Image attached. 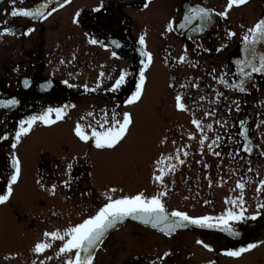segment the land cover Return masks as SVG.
Here are the masks:
<instances>
[{
  "label": "flooded vegetation",
  "instance_id": "flooded-vegetation-1",
  "mask_svg": "<svg viewBox=\"0 0 264 264\" xmlns=\"http://www.w3.org/2000/svg\"><path fill=\"white\" fill-rule=\"evenodd\" d=\"M187 1L190 0H151L150 3L149 0H15V2L13 0H0V100L15 98L19 101V104L14 108H0V141L8 137V140L0 142V195L7 193V185L10 183L12 173V158L17 157L19 159L16 153L21 141L14 149L11 145L15 143V133L19 130V124L22 120L41 115L48 108L55 109L68 106L64 118L57 120L56 123L67 121L73 118V113L81 105H84L87 107L88 114L99 115L100 126H111L113 112L117 114V91L120 89L111 90L117 80V66H115L117 58L120 57L121 51L129 48L141 63L138 50L139 47H144L138 44L130 34L128 26L132 25L131 22L129 25L122 23L125 19L133 21L132 23H136L138 21L136 19H140L149 25L160 24L162 29L164 28L162 38L165 42H169V37H172L178 42L182 41L184 51L190 52L193 48L197 49L188 38L180 37L173 30H168L179 8ZM198 1L219 13L224 12L228 4V0ZM250 1L252 0H248V3ZM44 4H47V10L51 13L47 19L33 20L11 15L14 9L33 11ZM117 5H122L124 11H131V15L136 14L137 17L130 16L131 18H129L121 10L119 13ZM245 5L232 9L241 8ZM259 8L260 14H258ZM96 9L100 10L96 11ZM232 9L228 11L227 18L223 17L229 33L236 34L230 37L229 48L231 49L237 46L248 29L253 27L264 15V0L255 6L248 15L251 18L248 20L251 21L245 25H239L240 32L233 27ZM121 14H125L124 19L121 18ZM117 21H119L118 31L124 39L117 37ZM6 29H11L16 35H3L2 33ZM90 39H95L98 42L92 44L89 42ZM117 40L122 45V50H117V47H120ZM199 53L204 54L201 51ZM107 61H113L114 66L112 67ZM179 64L181 65V61ZM179 64L177 65L180 66ZM228 69L230 71V68ZM134 72L135 69L132 68L127 76H131ZM25 80L29 81L28 87L24 85ZM65 81L67 84L64 83ZM189 82L185 79L179 85L185 86ZM171 84H176V75L172 76ZM68 85H72V87H68ZM85 85L88 89H95V91H86ZM105 117H107V121ZM53 119H55L54 115ZM40 126L47 127L38 122L33 126L32 131ZM227 127L231 128L232 125L227 124ZM99 128L94 129L96 131L104 130V128L102 130ZM226 130L231 131L232 135L235 134L232 129ZM260 148L264 153V147ZM212 149L216 153H223V158H228L230 163L227 166H219L215 162L208 161L182 160L183 163H173L176 165L175 171L165 173L163 183L153 179L159 185L157 189L150 190L149 186L152 184H145L143 194L150 192V199L154 195L167 192V195L162 196L161 199L163 203H166L165 208L168 213L181 211L190 217L198 218L201 217V204L212 205L214 202L213 191L223 186V180L237 179L236 176L228 174L226 171L230 169L235 173L233 164L242 165L241 171H244L243 165H246L248 173H250L249 170H256L258 174L262 171L264 179V159L243 154L242 145L237 147L220 145L212 147ZM235 150L237 151L235 152ZM235 158L238 160L235 161ZM255 175L257 176L256 172ZM241 177H244V173L241 174ZM62 197L66 203L71 205L72 209L79 207L70 200L69 196L62 195ZM89 197L93 199L94 195ZM203 198L206 199L202 200ZM84 203V209L88 210L90 208L88 200ZM93 204H91L93 209L87 211L88 218L95 215L100 209L99 207L97 209ZM37 207L39 210H31L22 215L17 211L20 226L17 231L4 232V237L8 241L1 242L0 264H64L65 256L59 254V249L62 246L61 241H51L48 238L52 246L42 254L35 253L34 248L37 243L45 241V232H63L66 230L69 227L68 223L72 214L68 211L60 215L55 207L48 205L45 201L40 202ZM79 211L80 209H77L73 213L80 216V223H82L85 218L79 214ZM261 211L259 219L264 220V209ZM242 223L243 225H240L241 223L233 224L238 226L239 230L237 231L241 234V236L233 237L202 230L166 236L155 229L135 222H128L104 239L99 250L95 253L93 264H117V234H130L134 230H137L138 233L146 232L149 235L159 237L164 242H174L178 247H183V251H187V246L182 245V237L188 240L193 239L198 247L196 253H199L202 248L214 256L207 262L228 264L221 258L226 257L228 261H237L254 249L244 253L239 258L225 256L223 255L224 252L236 250L240 246L254 243L257 240L260 241V244L255 249L264 246V223L257 230H255L258 226L257 223ZM212 233L219 234L220 240L226 241V245H223L222 248L219 246L216 250L213 245L206 242L209 237L208 234ZM197 241H203L212 248V251ZM125 251L129 250L126 249ZM131 251L130 254L124 253L125 256H121L124 257L122 258L123 264H152L153 261H156L157 264H193L187 260V255L183 254L181 249L177 250L176 253L165 251L157 258H152L146 253L132 257L134 250L131 249ZM169 252L171 253L170 256L161 259L165 253ZM196 260L202 264L197 256ZM120 263L122 264V261Z\"/></svg>",
  "mask_w": 264,
  "mask_h": 264
},
{
  "label": "rangeland",
  "instance_id": "rangeland-1",
  "mask_svg": "<svg viewBox=\"0 0 264 264\" xmlns=\"http://www.w3.org/2000/svg\"><path fill=\"white\" fill-rule=\"evenodd\" d=\"M261 1L252 0L244 7L232 9L235 20L231 19V21L236 31H241L239 25H245L251 21L248 20L250 18L248 15ZM117 9L119 13L124 11L122 5H117ZM124 13L129 18L137 17L136 14L131 15V11L126 10ZM125 14H121L122 19L125 18H123ZM258 14H260V8ZM136 20H138L136 23H132L133 21L125 19L122 23L129 25L131 22L132 25L128 26L130 34L138 44H140V37H144L143 46L151 54L152 59L144 71L145 83L140 100L134 104H128L125 98L139 84V73L144 69V64L140 63L135 53L129 48L121 51L120 57L117 58L115 65L117 66V80L121 74L131 72L132 68L135 69L134 74L126 76L124 84L117 91V119H122L124 113H129L132 117L133 122L129 127L128 134L115 149L99 150L94 147L92 141L88 143L81 141L74 132L78 123L89 135L91 129L100 127L99 130H102L103 128L99 125L101 122L99 115H88L87 107L81 105L73 113L71 120L61 121L52 127H37L27 136L22 137L16 153L21 161V175L19 181L12 186L13 193L9 201L0 207V246L1 242L8 241L4 237V232L17 231L20 226L17 211L21 215L31 210L37 211L39 210L37 206L42 201L55 207L60 215L70 211L72 215L68 225L71 227L80 223V216L73 212L80 209L79 214L88 219L87 211L93 209L91 204L94 203L93 205L97 209L101 208L107 203L102 194L109 192L111 188L117 189L115 193H109L113 199L143 193L144 185L147 183L152 184L149 186L150 190L157 189L159 185L153 179L155 175L159 174L157 168L163 167V165L157 164L161 158L165 159L166 164L187 160L215 162L219 166H227L230 160L226 157L223 158V153L215 155L216 152L209 148L210 142L214 138V131H221L226 126V119H229L226 115L227 111H230V115L234 116L231 120L233 123L228 124L234 125L235 128L238 122L240 123L244 118H250V134L258 146L264 147V94L256 93L242 99L222 91V88L216 84L218 77L229 78L231 76V69L229 71L227 68H229V55L234 51V48H227L218 56L201 54L195 48L190 52L184 51L182 41L178 42L172 37H169V42L163 40L164 28L162 29V25L156 23L149 25L140 19ZM118 23L119 21H117V37L124 39L118 31ZM182 58L184 59L180 65ZM107 62H110L112 67L114 66L113 61ZM210 68L211 70H209ZM173 75H176L175 85L171 84ZM185 79L190 82L185 86L179 85ZM217 93L221 95L218 97ZM177 95H182V102L187 111L177 109L175 100ZM193 119L201 122L204 129L203 135L208 137L203 145L200 144L202 134L192 123ZM207 125H212L211 129ZM235 130H238V127ZM190 136H194L195 139H190ZM235 138L239 139V137ZM233 145L236 146V143ZM178 150L179 160L176 159ZM184 152H187L188 155L185 156ZM40 156L44 158L42 167L38 165ZM75 157H80V159H76L78 160L77 167L80 170H86L88 161L90 162L92 181L86 180L85 184L81 185L71 182L68 187H64L65 180L69 179L66 174L67 165ZM168 157H172V159L167 160ZM234 160L236 161L238 158ZM233 168L235 173L230 169L226 171L228 174L236 176L237 179H224L223 186L213 191L216 203L201 204V215L216 217L233 207L225 201L238 198L240 190L236 187V182L242 180L246 185L244 208L247 211L245 215L258 216L256 220L246 222L257 223L258 226L255 229L257 230L264 223V220L259 219V213L262 211L258 208V204L264 202V193L256 191L260 181L264 180L263 172L260 171L258 174L256 170H249L250 173H248L246 165H243L244 171H241L242 165L233 164ZM242 173H244L243 178L241 177ZM36 174L37 178L39 177L38 180ZM91 182L96 193L92 189ZM52 185H56L55 195L46 190L50 189ZM61 194L65 197L69 196L70 200L79 207L72 209ZM149 194L151 193L147 192L144 196L149 198L151 196ZM91 195H94L93 199L89 197ZM204 199L206 198L202 200ZM86 200L90 205L88 210L84 209ZM236 210L239 211V209ZM208 236L206 242L213 245L216 250L219 246L222 248L223 245H226V241L220 240L219 234L212 233ZM117 241V264H121L120 261L123 264L122 258L124 257L121 256L124 253L130 254L131 249L134 250L132 257L146 253L152 258L159 257L165 251L174 253L179 249L183 251V247H178L174 242H164L159 237L146 232L138 233L137 230L130 234H117ZM193 241V239L188 240L182 237V245L187 246V251H183V254L187 255V260L193 264H199L196 260L197 256L202 264H213L212 261H207L213 259L214 256L202 248L199 253H196L198 247L196 241ZM126 249L129 251H125ZM221 260L228 264H264V246L254 249L237 261H228L226 257Z\"/></svg>",
  "mask_w": 264,
  "mask_h": 264
},
{
  "label": "snow or ice",
  "instance_id": "snow-or-ice-1",
  "mask_svg": "<svg viewBox=\"0 0 264 264\" xmlns=\"http://www.w3.org/2000/svg\"><path fill=\"white\" fill-rule=\"evenodd\" d=\"M15 2V0H13ZM151 0H149V3ZM248 3V0H228L227 8L222 13H215L217 16H222L227 18L228 11L233 7H240ZM147 7V4H145ZM100 9H96L99 11ZM51 13L47 10V4L41 5L33 11L29 10H13L11 15L13 17L22 16L31 18L33 20H43L47 19L48 15ZM213 13L209 10L201 7L189 9V14L185 15L184 20L185 24H181L180 27L183 28L187 23L192 19L200 20L201 24L211 23ZM168 30H172V25L170 24ZM3 35H16L11 29H6ZM28 34V33H26ZM235 33H229V36H235ZM92 44H96L98 41L95 39H90L89 41ZM139 43L144 45V37H140ZM243 44V59H237L235 64L237 66L236 75L239 76V82L229 85L228 81L221 79L220 82L226 87L231 88L232 90L239 91L244 93L247 91L246 85L249 81L252 80L253 74H260L264 76V50H260L261 46H264V18H261L253 27H250L247 33L242 37ZM147 58V63L144 64V69L139 73V84L136 87L135 93L128 100V104H134L140 100L143 93V86L145 83V74L144 71L147 69L148 64L151 63V54L147 52L141 53ZM115 55V53H113ZM181 59V62H183ZM103 76V73H101ZM127 73L121 74L119 79L116 80L112 91L117 90L124 84ZM67 84V81L64 82ZM25 87L29 86V81H24ZM72 87V85H68ZM86 91H95V89H88L85 85ZM220 93H217L219 97ZM176 107L180 111H187L185 104L182 102V95H177L176 98ZM19 104V101L15 98L9 100H0V108L2 109H11L16 107ZM68 106L63 108H48L45 112L38 116H31L28 119L22 120L19 124V130L15 133V143L11 145L14 149L17 144L21 141V138L27 136L33 129L35 124L42 123L44 125H52L56 123L57 120L64 118L66 109ZM239 110V109H237ZM53 115L55 119H53ZM88 115H92L89 113ZM210 115V113H209ZM107 121V117H105ZM113 123L111 126L101 125L104 128L103 131H96L94 128L91 131V134H87L84 127L81 124L75 126L74 132L75 135L83 142L88 143L92 141L94 147L99 150L104 149H115L121 141L124 140L128 134L129 127L132 124V117L129 113H124L122 119H116V114L113 112L112 116ZM192 123L196 128L201 132L200 144L203 145L204 142L208 139L206 135H203V126L199 120L193 119ZM211 129L212 125H207ZM241 135L244 137V140L247 143L243 146V151L246 153L251 152L250 145L251 141L248 140L247 128L245 127V122H240ZM7 139V137H5ZM190 139H195L194 136H190ZM220 137L217 136L216 140L212 141V144L209 145V148L212 149V146L217 144ZM179 150L177 151L176 159L179 160ZM219 155V153H214ZM184 155L187 156L188 153L184 152ZM172 157H168L167 160H171ZM183 163L182 160L179 161ZM158 165H163V167H158V175L154 176V180L163 183V178L165 173L174 172L176 165L175 164H166L165 159L161 158L157 162ZM74 163H69L67 165L66 174L69 179L65 180L64 187H68L72 180V169ZM12 173L10 176V183L7 185V193L0 195V205L5 204L13 193V185H15L21 175L20 160L16 157H13L12 160ZM39 182V181H38ZM236 187L240 190V195L237 199H228L225 203L232 205L233 207L228 208L220 216H202L199 218L190 217L187 213L181 211H173L168 213L165 205L161 199L162 196L167 195V192H162L157 195L152 196L150 199L146 198L143 193L134 195V196H122L119 199H113V196L109 193H115L117 189L111 188L109 192L103 193L107 203L99 209V211L85 219L82 223L76 224L75 226L68 227L63 232L54 231V232H45V241L37 243L35 245L34 251L37 254H42L52 245L48 241L50 238L51 241H61L62 246L59 249V254L65 256L64 264H93L95 259V253L99 250V247L102 245L106 235L109 230L114 229L118 223H123L127 218L133 220H139L145 225H151V227L158 229L166 236H171L177 229L186 228L189 225L199 227L201 229H215L220 232L227 233L230 236L238 237L240 233L234 229V223H242L248 220H256L257 215L246 216L247 211L244 208V192L246 189L245 183L241 180L238 181ZM51 194L55 195L56 185H52L50 189H46ZM258 193H264V180H261L259 187L256 189ZM259 209H264V202L258 204ZM236 209H239L237 211ZM197 243L202 244L203 247L212 251V248L205 244L203 241H197ZM257 247V244L252 243L248 244L245 247H241L238 250L226 251L223 255L228 257L239 258L244 253H247ZM171 253H165L161 259H166L170 256ZM152 264H157L156 261H153ZM215 264V262H213Z\"/></svg>",
  "mask_w": 264,
  "mask_h": 264
},
{
  "label": "water",
  "instance_id": "water-1",
  "mask_svg": "<svg viewBox=\"0 0 264 264\" xmlns=\"http://www.w3.org/2000/svg\"><path fill=\"white\" fill-rule=\"evenodd\" d=\"M196 7L205 8L201 3L197 2V1H191V2L185 3L181 7L180 12L177 15V17L173 20L172 27H173L174 31L178 35L186 36L198 48H200V49H202V50H204L206 52H209V53H216L219 50H221L222 48H224L225 45L228 43V32L226 30V27H225L224 23L221 20V17L215 15V12L205 8V9H207L210 12L213 13V17H212V22L211 23H205V24L202 25L200 20L192 19L189 23H187L185 25V27H183V28L180 27L181 24H185L184 17H185V15L189 14V9L196 8ZM242 49H243V44L241 43L239 45L238 52L230 60L232 66H233V68L235 70V73L237 72V66L235 64V61L237 59H243ZM260 50H264V46H261ZM257 76H261L262 78H264V76H262L260 74H253L252 80L249 81L248 84L246 85L247 91L244 92V93L232 90L231 88L226 87L224 84H222V85L227 90L233 91L237 95L249 96L255 91V89L257 87V80H256ZM239 79H240L239 76H237V79L235 81L228 82V83H229V85H231L233 83H238ZM245 127L247 128V125H245ZM247 136H248V131H247ZM248 140L251 141L249 138H248ZM246 143H247V141H246ZM248 146L251 148L250 154H254L253 152L256 151V149L253 146V142L251 141L250 145H248ZM128 221H134V222H137V223H139V224H141L143 226L153 228V227H151V225H145V224L141 223L139 220H133V219H131L129 217V218L125 219L123 221V223H118L117 226L114 229L109 230L108 234H110L111 232H113L116 229L121 228ZM195 228H199V227H196V226H193V225H189L186 228L177 229L173 234H176V233H178L180 231H187V230H192L193 231ZM153 229H156V228H153ZM156 230H158V229H156ZM208 230L218 231V230H215V229H208Z\"/></svg>",
  "mask_w": 264,
  "mask_h": 264
},
{
  "label": "trees",
  "instance_id": "trees-1",
  "mask_svg": "<svg viewBox=\"0 0 264 264\" xmlns=\"http://www.w3.org/2000/svg\"><path fill=\"white\" fill-rule=\"evenodd\" d=\"M87 171H89V170H87Z\"/></svg>",
  "mask_w": 264,
  "mask_h": 264
}]
</instances>
